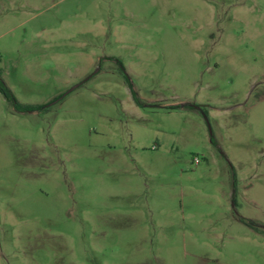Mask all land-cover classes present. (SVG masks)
Here are the masks:
<instances>
[{
    "label": "rangeland",
    "instance_id": "obj_1",
    "mask_svg": "<svg viewBox=\"0 0 264 264\" xmlns=\"http://www.w3.org/2000/svg\"><path fill=\"white\" fill-rule=\"evenodd\" d=\"M0 77V264H264V0H0Z\"/></svg>",
    "mask_w": 264,
    "mask_h": 264
},
{
    "label": "trees",
    "instance_id": "obj_2",
    "mask_svg": "<svg viewBox=\"0 0 264 264\" xmlns=\"http://www.w3.org/2000/svg\"><path fill=\"white\" fill-rule=\"evenodd\" d=\"M0 92L8 99L11 100L15 107L20 110H26V111H34L37 109H40L41 105H24L20 103L16 97L13 95L10 88L7 86V84L4 82V80L0 77ZM136 97V96H135ZM137 99V97H136Z\"/></svg>",
    "mask_w": 264,
    "mask_h": 264
},
{
    "label": "built area",
    "instance_id": "obj_3",
    "mask_svg": "<svg viewBox=\"0 0 264 264\" xmlns=\"http://www.w3.org/2000/svg\"><path fill=\"white\" fill-rule=\"evenodd\" d=\"M196 161L198 162V161H199V159H198V158H196Z\"/></svg>",
    "mask_w": 264,
    "mask_h": 264
},
{
    "label": "water",
    "instance_id": "obj_4",
    "mask_svg": "<svg viewBox=\"0 0 264 264\" xmlns=\"http://www.w3.org/2000/svg\"><path fill=\"white\" fill-rule=\"evenodd\" d=\"M75 87H76V86H75ZM75 87H74V88H75ZM74 88H72V89H74Z\"/></svg>",
    "mask_w": 264,
    "mask_h": 264
}]
</instances>
